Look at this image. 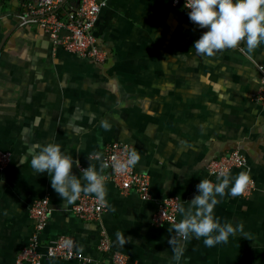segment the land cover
Masks as SVG:
<instances>
[{"label":"crops","instance_id":"crops-1","mask_svg":"<svg viewBox=\"0 0 264 264\" xmlns=\"http://www.w3.org/2000/svg\"><path fill=\"white\" fill-rule=\"evenodd\" d=\"M26 1L0 0V150L10 153L0 169V264H14L26 244L29 210L40 197L50 206L45 238L69 233L94 257L104 230L112 249L139 264H264V136H258L264 105L253 100L264 43L250 54L241 51L243 42L212 56L197 54L192 45L205 29L189 20L180 2L99 0L104 5L95 35L106 57L97 62L53 46L37 26L21 25ZM77 5L61 0L57 12L63 16ZM103 119L108 130L100 126ZM114 140L139 152L135 167L148 176L150 196L123 193L103 167L107 203L96 223L76 217L72 203L51 187V173L30 167L39 147L55 142L81 169L90 164L100 170L104 147ZM232 148L242 151L246 163L231 174L248 170L256 187L246 198L228 196L226 189L213 212L222 224H241L247 237L230 235L213 247L193 238L184 241L181 259H172V224L155 227L151 214L168 195L187 207L199 180L215 178L205 170L209 159ZM72 171L80 175L75 166Z\"/></svg>","mask_w":264,"mask_h":264},{"label":"clouds","instance_id":"clouds-1","mask_svg":"<svg viewBox=\"0 0 264 264\" xmlns=\"http://www.w3.org/2000/svg\"><path fill=\"white\" fill-rule=\"evenodd\" d=\"M184 8L188 10L189 20L196 27L205 29L192 45L197 54L212 56L218 50L236 48L241 42L245 46L241 51L250 54L264 43V0H184ZM100 126L105 130L111 127L106 119L100 121ZM113 159L116 171L125 172L137 165L140 154L132 146L127 149L125 159ZM74 166L79 169V176L73 173ZM30 167L39 174L51 173L50 185L65 203L76 201L81 192L95 194L101 205L107 203L106 178L101 174L103 164L100 170L90 164L81 169L79 160L62 152L60 144L48 142L32 155ZM250 182L248 170L233 176L226 167H221L214 179L201 178L187 207L176 204L181 218L172 224L175 236L168 239L172 259L180 260L185 251L184 241L193 238L203 237L204 245L213 247L227 243L230 235L242 233L247 237L241 224H222L213 209L225 197L226 189L228 196H238ZM117 239L121 244L126 242L120 233H117Z\"/></svg>","mask_w":264,"mask_h":264},{"label":"built area","instance_id":"built-area-1","mask_svg":"<svg viewBox=\"0 0 264 264\" xmlns=\"http://www.w3.org/2000/svg\"><path fill=\"white\" fill-rule=\"evenodd\" d=\"M61 0H27L23 10L19 12V23L41 28L49 37L53 46L81 57L103 62L106 57L95 35V26L98 14L104 5L99 0H77V8H72L61 16L57 6ZM184 6V0H172ZM188 11V10H187ZM260 73V84L254 93L253 100L264 105V65L257 64ZM130 146L122 141L114 140L104 147L102 164L108 171V177L120 190L125 193L135 190L143 200L150 196L148 176L133 168L125 172H118L114 168V157L119 160L126 158ZM10 161V153L0 150V169ZM246 163L244 154L239 148H232L225 153L209 159L205 170L211 177H215L221 167L233 170L243 167ZM240 194L248 197L255 189V180ZM179 199L175 195L164 197L151 214V225L158 227L163 224L178 222L176 204ZM71 211L83 221L99 222L106 205H101L95 194L81 193L78 199L71 204ZM50 206L46 197H40L31 204L29 215L32 221V233L25 245L16 253L14 264H41L48 259L74 260L84 264H139L132 261L125 253L112 249L104 230H100L99 238L94 244L93 251L97 256L85 252L77 245L76 239L69 233H63L55 238L46 239L44 229L49 218Z\"/></svg>","mask_w":264,"mask_h":264},{"label":"water","instance_id":"water-1","mask_svg":"<svg viewBox=\"0 0 264 264\" xmlns=\"http://www.w3.org/2000/svg\"><path fill=\"white\" fill-rule=\"evenodd\" d=\"M259 137H263L264 136V122L260 125V133L258 135Z\"/></svg>","mask_w":264,"mask_h":264}]
</instances>
